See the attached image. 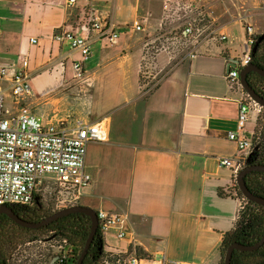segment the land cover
Segmentation results:
<instances>
[{
  "label": "crops",
  "instance_id": "obj_1",
  "mask_svg": "<svg viewBox=\"0 0 264 264\" xmlns=\"http://www.w3.org/2000/svg\"><path fill=\"white\" fill-rule=\"evenodd\" d=\"M61 3L0 0V65L21 69L27 61L31 92L21 102L28 101L43 123L104 124L105 140L87 145L91 183L77 203L125 212L124 228L134 232L135 241L119 238L112 228L102 234L103 249H136L165 256L169 264H221L222 236L234 227L240 201L231 191L236 176L218 159L238 154L226 133L237 131L243 97L225 73L229 58L245 49V26L253 16L255 35L264 33V0H76L70 8ZM185 4L203 6L226 38L202 42L194 58L170 69L141 95L144 45L150 43L147 66L157 77L169 65L170 52L162 45L170 46L178 34ZM95 15L110 16L117 24L120 34L113 44L93 38L90 54L82 58L68 42L53 40L56 26L87 35L86 23ZM135 19L142 30L131 27ZM160 27L162 37H157ZM74 59L82 62L80 78ZM0 89L5 104L11 91L2 80ZM254 127L252 115L244 133Z\"/></svg>",
  "mask_w": 264,
  "mask_h": 264
},
{
  "label": "built area",
  "instance_id": "obj_2",
  "mask_svg": "<svg viewBox=\"0 0 264 264\" xmlns=\"http://www.w3.org/2000/svg\"><path fill=\"white\" fill-rule=\"evenodd\" d=\"M75 3L76 0H63L61 4L70 8ZM185 5L178 34L174 35L170 46L162 45L170 52L169 65L159 72L157 77L147 66L146 56L150 43L144 45L146 47L140 69L141 95L149 94L170 69L185 59L194 58L202 42H220L226 38L225 34L217 30L203 6ZM86 25L89 30L87 35H81L64 26H56L52 38L59 42H68L71 50L79 51L82 58H86L90 54V42L93 38H105L109 44H113L120 34L117 24L110 16H92ZM130 25L136 31L143 28L138 19L133 20ZM163 30L164 28L160 27L156 36L162 37ZM245 33V49L241 55L229 58L225 73L231 87H240L243 90V97L238 101L237 131L226 133L227 138L236 143L238 154L218 159V164L231 168L234 176L244 166L254 148L256 119L262 108L240 83V69L250 63L252 47L257 37L252 24H246ZM30 41L36 43L34 38ZM26 64L27 61L23 59L21 69L0 65V80L7 83L15 103L14 110L8 109L4 105V93L0 89V206H23L32 202L35 197L40 201L45 200L50 194L49 196L53 195V200H56L55 207H52L56 210L76 204L79 194L90 185L91 175L85 167L86 148L91 141L105 140L106 130L101 121L79 122L74 127L43 123L26 103L21 102L24 96L31 92L28 74L24 70ZM72 67L75 76L80 78L84 73L81 60H72ZM252 115L255 120L254 130L245 134L246 124L252 119ZM96 214L101 234L116 228L119 238H128L134 243V232L124 228L127 219L125 212L98 209ZM51 242L57 244H53L54 249H51L52 252L44 264H67L66 253L69 248L64 246V241L58 242V239L52 238ZM38 257L39 262H42L44 256ZM102 264L169 263L165 256H146L138 253L136 249H103ZM170 264L180 263L173 260Z\"/></svg>",
  "mask_w": 264,
  "mask_h": 264
},
{
  "label": "trees",
  "instance_id": "obj_3",
  "mask_svg": "<svg viewBox=\"0 0 264 264\" xmlns=\"http://www.w3.org/2000/svg\"><path fill=\"white\" fill-rule=\"evenodd\" d=\"M258 36L255 39L256 41L258 40ZM250 62H254L259 67L264 68V43L258 44L255 53H252ZM260 79L264 81V77L256 72H250L247 75L248 83L256 92V83L261 82ZM255 132L254 148L251 152L260 151L263 153L264 141L263 145L260 146L262 138L258 130ZM256 163H264V160L256 161ZM245 182L252 193L264 197V171H252L248 173L245 176ZM232 190L236 192L235 197H238L240 201V208L234 227L223 233L220 244L221 264L225 250L229 244L236 241L247 245L253 244L260 238L264 230V206L246 199L237 189L236 185L231 188ZM1 221L2 217H0V223ZM89 226V217L78 212L58 218L54 222L45 225L42 229L33 228V232L22 233L13 230L7 235H0V264H12L10 262L12 253L8 252L6 254V251L12 245H17L19 241L23 242L21 246H26L27 242H31V244L36 243V241L49 242L52 238L58 239V242L64 241V246L69 248L66 253L67 264H75L89 232ZM39 236H43V240ZM103 247V237L100 230L97 229L96 235L81 264H102ZM137 251L138 253H142L140 250ZM231 264H264V243L255 250L235 249L231 256Z\"/></svg>",
  "mask_w": 264,
  "mask_h": 264
},
{
  "label": "water",
  "instance_id": "obj_4",
  "mask_svg": "<svg viewBox=\"0 0 264 264\" xmlns=\"http://www.w3.org/2000/svg\"><path fill=\"white\" fill-rule=\"evenodd\" d=\"M264 40V33L260 34L258 36V40L256 41L255 45L252 47V53H255L256 48L258 44H260ZM250 72H256L259 75L264 77V68L259 67L254 62H250L248 65L242 67L240 69V83L243 87V89L248 93V95L254 99L257 103H259L261 106H264V97L259 95L254 88L248 83L247 81V75ZM253 155L252 152L249 153L247 159H246V165L243 166L239 172L236 175V185L241 192V194L248 200L259 203L264 206V197L259 196L257 194L252 193L245 182V176L252 172V171H264V163H253L251 161V156ZM37 199V197H35ZM12 205H2L0 206V214L4 213L9 218H11L14 222L20 224L21 226L28 227V228H38L41 226H45L49 224L50 222L57 220L58 218H61L65 215H68L70 213H83L87 215L90 219V226H89V232L87 234V237L85 239L83 248L78 255L75 264H81L85 255L87 254V251L96 235L97 229H98V219L96 211L88 206H84L81 204H74L71 206L60 208L53 213L49 214L48 216L44 217L43 219L39 221H29L26 219H23L20 217L17 213L14 212ZM264 243V230L262 232V235L260 238L253 244H242L240 242H232L229 244L225 250L224 256H223V262L222 264H231V256L235 249L239 250H255L259 248ZM101 246V245H100Z\"/></svg>",
  "mask_w": 264,
  "mask_h": 264
},
{
  "label": "flooded vegetation",
  "instance_id": "obj_5",
  "mask_svg": "<svg viewBox=\"0 0 264 264\" xmlns=\"http://www.w3.org/2000/svg\"><path fill=\"white\" fill-rule=\"evenodd\" d=\"M264 43V40L262 41ZM261 82L256 83V88H257V93L264 97V81L260 79ZM262 112L264 114V106H262ZM264 118V115H263ZM263 137L260 142V146L263 145ZM264 160V152H254L253 156L251 158V161L253 163H256V161ZM255 161V162H254ZM246 165V162L244 166ZM14 212L17 213L20 217H24L23 219L29 220V221H39L43 219L44 217L48 216L49 214L53 213L54 211L58 210H53L49 206V199L46 198L45 200H39L38 198L30 202L29 204L23 205V206H13L12 207ZM0 217H2V221L0 223V235H7L11 233L13 230L22 232V233H29L33 232V228H28L21 226L20 224L14 222L11 218H9L7 215L4 213L0 214ZM55 221V220H54ZM52 221V222H54ZM50 222V223H52ZM49 223V224H50ZM38 228H44L38 227ZM31 244V242H27V245ZM31 246V245H30ZM4 252V251H3ZM5 253V252H4ZM12 262V260L10 261Z\"/></svg>",
  "mask_w": 264,
  "mask_h": 264
},
{
  "label": "rangeland",
  "instance_id": "obj_6",
  "mask_svg": "<svg viewBox=\"0 0 264 264\" xmlns=\"http://www.w3.org/2000/svg\"><path fill=\"white\" fill-rule=\"evenodd\" d=\"M237 1V0H236ZM262 1V0H261ZM259 8V7H258ZM257 8V9H258ZM262 10H264V4L263 7H261ZM260 10V9H258ZM258 15V14H256ZM262 19H260L261 21ZM258 23L256 18L253 16V21L252 24L254 26V24ZM25 103L28 104V101L25 100ZM8 109H14L15 107V103L12 101V98L7 97L5 98V104H4ZM262 111V109H261ZM263 113L261 112L260 114H258L257 119H256V130H258L260 137L264 138V118H263ZM48 188V187H47ZM50 194H48V199H49V206L50 208H52L53 206L55 207V203L56 200H53V195L49 196ZM59 204V203H58ZM78 204V203H76ZM67 207V206H65ZM63 208V207H61ZM60 209V208H59ZM40 235V234H38ZM40 239L43 240V236H39ZM21 242V241H19ZM17 245H12L11 247H9V249H7L6 254L8 252L12 253L11 255V260H12V264H44V261H47V259L50 256V253L52 252L51 249H54L53 244H57L55 242H45V241H36V243H32L31 246L30 245H24L21 246V243H19ZM34 254H36V256H34ZM38 256H41V258L44 256V258L42 259V262H39V258Z\"/></svg>",
  "mask_w": 264,
  "mask_h": 264
}]
</instances>
